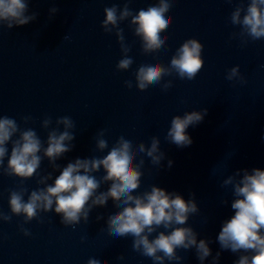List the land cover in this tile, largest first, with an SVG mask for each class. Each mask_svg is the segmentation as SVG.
<instances>
[{
	"label": "clouds",
	"instance_id": "9594fccd",
	"mask_svg": "<svg viewBox=\"0 0 264 264\" xmlns=\"http://www.w3.org/2000/svg\"><path fill=\"white\" fill-rule=\"evenodd\" d=\"M227 2L232 3V0ZM130 3L131 0H126L122 8L116 4L105 7L101 22L103 31L114 33L120 45L122 56L116 68L121 72L131 69L134 60L129 55L131 45L125 42L124 29L120 24L129 22L134 36L139 38L143 54L157 53L168 40L165 33L172 23L169 12L175 0H158L135 13L129 7ZM58 11L52 7L50 17ZM37 15L35 12L29 14V0H0V26L8 30L29 24ZM229 22L239 27V31L231 33L229 39L238 38L241 46L250 41L264 40V0H248L246 6L244 0H239L230 13ZM203 47L198 39L190 38L176 49L168 65L158 61L140 64L134 72L135 87L145 91L150 86L160 85L166 92L173 82L164 80V77L194 80L204 66ZM225 79L241 85L247 83L239 65L227 70ZM124 85L131 89L133 82L125 80ZM207 112L208 109L204 108L173 116L164 139L178 148L190 146L193 141L187 129L201 123ZM21 121L24 125L33 122L30 116L22 117ZM52 125V117L45 116L41 127L47 130V139L42 140L33 128L21 127L15 118L7 115L0 116V175L20 180L16 188L8 190L10 213L0 210V220L11 222L13 216L23 217L20 231L30 236L31 232L23 224L33 220L42 222L39 220L41 213L54 212L60 216L62 225L75 228L81 221L88 223L94 208L105 207L111 200L116 210L107 217V233L114 238L131 237L133 251L150 258L153 264H165L166 261L179 264L184 257L178 254V250L195 249L200 264L212 256L211 241L198 240V233L188 224L190 217L200 212L194 193L185 200L178 192H168L154 184L139 191L145 157L150 158L151 164L157 168L166 158L158 136L150 137L149 146L144 142L137 145L135 139L121 135L109 148L108 140L104 138L107 130L101 129L94 136L95 149L99 152L107 149L106 155L77 157L62 167L57 161L75 147L76 125L69 116L58 117L55 127ZM137 156L140 159L134 162ZM44 159L52 171L40 175L38 170ZM172 164L168 160L169 168ZM101 169L104 175L97 178L94 174ZM57 171L59 175L53 178ZM34 176L38 177L36 183L43 187L29 191L24 182ZM105 184L108 185L107 190L101 191ZM220 186H232L231 208L234 211L230 219L223 221L217 236L221 250L239 254L234 264H264V169H238ZM221 203L227 204L228 201L222 200ZM96 219L99 221L103 216L97 215ZM220 256L221 252L217 251L211 264H219ZM117 259L124 260V255ZM87 264L107 262L102 258H89Z\"/></svg>",
	"mask_w": 264,
	"mask_h": 264
}]
</instances>
